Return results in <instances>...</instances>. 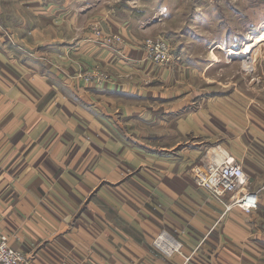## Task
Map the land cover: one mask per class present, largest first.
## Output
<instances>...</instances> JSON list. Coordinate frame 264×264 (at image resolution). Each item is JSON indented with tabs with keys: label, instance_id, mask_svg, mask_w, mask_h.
Masks as SVG:
<instances>
[{
	"label": "crops",
	"instance_id": "1",
	"mask_svg": "<svg viewBox=\"0 0 264 264\" xmlns=\"http://www.w3.org/2000/svg\"><path fill=\"white\" fill-rule=\"evenodd\" d=\"M220 1L0 0V236L22 264H264V82L205 96L189 72L211 65L183 58L209 54L189 37ZM93 24L122 42L103 45ZM157 37L182 59L148 62ZM95 67L111 80L78 74ZM214 144L241 161L254 211L195 185ZM161 231L190 258L156 251Z\"/></svg>",
	"mask_w": 264,
	"mask_h": 264
},
{
	"label": "rangeland",
	"instance_id": "2",
	"mask_svg": "<svg viewBox=\"0 0 264 264\" xmlns=\"http://www.w3.org/2000/svg\"><path fill=\"white\" fill-rule=\"evenodd\" d=\"M45 1L65 3L67 0ZM11 4L13 7L5 4L4 12L7 19L11 21L10 23L15 22L11 25L13 27L16 26L18 19H15L17 17L16 5L14 2ZM196 14L195 26L198 29L193 32L196 35H190L189 41L195 40L199 44H203L207 50L205 51L209 54L183 58L211 66L204 72L196 74L189 72V75L192 76V85L203 88L206 92L205 96L228 94L234 88L245 90L247 94H250L262 87L264 82V38L261 40L257 38L261 32H264V0H221L219 6H214L213 9L203 6ZM92 29H95V35L96 29L101 31V35H96V39L103 45L115 46L120 43L115 39L117 34L105 32L100 25L93 24ZM233 36L236 39H233ZM108 38L112 39V42L105 40ZM244 49L248 50L246 54L235 55ZM180 58L182 59V57ZM96 73L98 76L102 74L106 78L96 80L90 77ZM78 74L95 86H102L112 78L108 72L98 67Z\"/></svg>",
	"mask_w": 264,
	"mask_h": 264
},
{
	"label": "built area",
	"instance_id": "3",
	"mask_svg": "<svg viewBox=\"0 0 264 264\" xmlns=\"http://www.w3.org/2000/svg\"><path fill=\"white\" fill-rule=\"evenodd\" d=\"M96 35L101 31L96 29ZM117 42L121 37L116 35ZM112 42V39H105ZM145 58L148 62L159 67H169L181 60L172 52L168 40L162 37L148 38L144 41ZM96 80L106 78L104 75H90ZM191 177L198 188L206 190L212 197L221 201L225 209L234 207L250 213L257 209V193L250 190L249 178L245 174L240 160L231 155L221 144L208 147L200 160L191 168ZM152 247L160 254L171 256L181 255L185 260L190 256L182 254V244L166 231H161L153 240ZM25 261L24 253L9 243L6 235L0 236V264H22ZM67 264V263H62Z\"/></svg>",
	"mask_w": 264,
	"mask_h": 264
},
{
	"label": "bare ground",
	"instance_id": "4",
	"mask_svg": "<svg viewBox=\"0 0 264 264\" xmlns=\"http://www.w3.org/2000/svg\"><path fill=\"white\" fill-rule=\"evenodd\" d=\"M262 38H264V32H261L260 34H259V36H258V40H261ZM247 49H244V50H241V51H239L238 53H236L235 55L236 56H243L244 54H246L247 53Z\"/></svg>",
	"mask_w": 264,
	"mask_h": 264
}]
</instances>
